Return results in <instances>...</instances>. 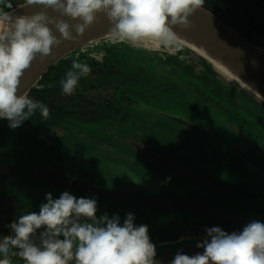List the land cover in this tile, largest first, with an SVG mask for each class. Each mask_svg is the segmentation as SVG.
Segmentation results:
<instances>
[{
    "label": "clouds",
    "instance_id": "9594fccd",
    "mask_svg": "<svg viewBox=\"0 0 264 264\" xmlns=\"http://www.w3.org/2000/svg\"><path fill=\"white\" fill-rule=\"evenodd\" d=\"M41 5L31 15H5L9 25L0 30V118L17 128L38 110L47 119L50 109L27 93L18 94L24 71L39 54H51L64 41L77 40L105 13L111 22V43L146 46L158 40L167 46L173 26L189 27V17L203 7L204 0H25ZM12 8L11 0H0ZM48 9L59 13L51 16ZM2 11V9H0ZM64 17L76 21L70 24ZM55 25L60 35L54 34ZM75 29L76 35L72 29ZM61 82L62 94L73 95L81 77L92 69L79 58ZM170 179V178H169ZM38 212L20 215L9 227L13 234L0 239V264H12L18 256L24 264H159L156 245L147 225L136 226L128 213L123 225L118 214L97 217V201L77 198L64 191L58 199L46 196ZM39 232V243L33 237ZM207 237L197 243L202 253H177L171 264H264V222L252 221L241 232L229 234L220 227L206 228ZM63 236V239L60 237Z\"/></svg>",
    "mask_w": 264,
    "mask_h": 264
},
{
    "label": "flooded vegetation",
    "instance_id": "af4514ba",
    "mask_svg": "<svg viewBox=\"0 0 264 264\" xmlns=\"http://www.w3.org/2000/svg\"><path fill=\"white\" fill-rule=\"evenodd\" d=\"M23 1L25 0H11V3H18ZM0 6H3V4H1ZM221 19L225 21L223 18ZM225 22L229 26L233 27L242 36H244V38H246L248 41L253 43L245 32H241L236 26L231 25L227 21ZM257 36L260 35L258 34ZM260 37H262V42L261 43L259 42L257 46H261L264 48V33L261 34ZM185 45L186 46L177 48L173 52H170L168 56H162L160 58H155L154 56H150V55L148 56V53L146 51L142 49L143 50L142 52L141 48L136 47L137 49H139L137 50L138 55L140 53H143L144 54L143 56H145V58L147 59L150 60L153 59L152 61L154 62L156 61L162 62L161 64L164 66L163 70H169L171 73L173 72L172 74H175L177 78L176 77L173 78L171 74L168 73L155 72L150 67H145L141 65V63L143 62H138L137 59L130 60L129 56H133V53L136 54L135 52L132 53V52L124 51L125 49L112 48L111 46L97 47L96 49L93 50L92 54L86 53L88 54L89 57L86 56V54L85 55L83 54V55H78L76 58L72 57L71 59L70 58L68 60L66 59L67 61L66 64L61 66L60 69L58 68L59 72H56L58 76L59 74L62 75L63 73L64 78H66V73L70 70H73L72 61L77 58H79V61L81 63H87L92 69V71L89 76L81 77V79L78 82L76 91L73 95L65 96L62 94V91L60 90V94L56 96L57 99L56 102H54V104L50 105L48 102L43 101V104L50 109V115L47 117V119L42 117L43 122L47 126H49L52 124L54 125L55 123H59L62 120L73 121L74 119L75 120L73 122L77 124H82L83 123L81 121L82 119L88 120L87 122H90L91 120L93 121L95 120L98 122L107 121L110 123H113L114 120L123 121L124 117L126 116L132 117L131 114L136 111L132 109V106L134 105L132 104V102L128 103L130 107H125L127 101V99L125 98V94H132L137 96V94H139L141 90H135L132 88V86L138 85L137 83L138 81H140L139 84L145 82L146 86H152V87L155 86L156 88H162V87L165 88L164 85H169L171 87L169 94L171 96H177L178 101L181 100L182 102H184V99L187 100L190 99L192 101H196L200 108L202 105L205 106L206 109H202V108L201 109L203 111H206L205 113H207V116L205 117V119H207L208 121L210 120V117L217 116L216 115L217 110L219 111L218 113H221L225 118L230 119L232 121L231 133L232 135H234V137L236 138L237 136L239 137L237 138V140L240 144L247 145V141L244 137L238 134L237 129L239 130L247 129L249 131L248 132L249 136L255 142V144H257L255 146L251 145L250 147L251 153L248 155L249 158L242 156L239 150H235V145H233L234 148H232V145L230 146L229 143H226L228 145L227 146L223 145V147L220 145L215 146L214 142L211 141V138L213 137L212 129H211L212 123H205L203 128H199V130L203 131L206 141L200 143V145H194L192 148L193 150L195 149V147L198 148L196 152H199V154L202 153L206 157L213 160V162H215L213 163L215 164V166H220L221 163H232L234 166L240 169L239 171L240 174L238 172L234 173L235 178L228 177L224 174L220 175L219 171L209 172L208 170H205V172L212 174L214 177H216L213 178V180H211L213 182L210 183L213 187L214 186L223 187L233 191L234 187L232 185L235 184L239 186V188L241 189L240 194L244 195L245 191L252 190L255 193L254 196L256 194H260L257 195L256 197L257 199L261 198L259 200L264 202V187H260L262 189L259 190V188L254 186V183L264 184L263 130L261 129V127H258L256 130L254 125L248 127V125L251 124L249 122L248 117L242 118L241 117L242 114L236 115L232 111V109H230V106L225 105L226 97L227 98L230 97V99L231 98L233 99V97H231L229 94L230 92L222 88L216 82L212 81L209 78V76L202 74L200 72L205 67L200 66L199 63L197 62H192V60H194L193 58L198 52L193 48H191L189 45L187 44ZM155 51L156 53L161 52V48L158 47V49H156ZM130 77H132V79H130ZM126 81H128V83H126ZM101 88H104L105 91H103V93L100 92L98 94ZM119 89H121L122 92H120ZM119 96H120V102L117 103L116 100L119 98ZM119 109L121 111H119ZM233 114L236 116L233 117ZM145 115L146 116H136L137 118L132 117L131 123H135L132 125L134 127H131V129L134 132V136H136L137 134L138 136H140L143 142L142 144L136 142L137 143L136 145L140 146L139 147L140 149H144L150 153L152 151H155L152 153L155 154L154 156H156V158L164 159V154L162 152L163 149H160V147L156 145L155 146L151 145L150 147L147 146V141L150 138L149 135L154 134L158 140L162 139L166 142H169V144L173 146L174 143L173 141H170V138L165 134L166 133L165 129L172 131L173 129L172 125L174 124L178 125V123L176 120L166 119L165 121H163V119H161L160 117H148L149 114H145ZM34 116L35 119L40 118L37 112L34 114ZM253 116L258 118L255 114ZM240 117L242 119H239ZM144 119H147L149 121L150 123L149 126L147 127L142 126V122ZM254 121L256 120L254 119L252 124H255ZM228 122L230 123V121ZM244 122H248L249 124ZM189 125L192 127H197L194 126L193 124H189ZM260 126L264 127V124L260 123ZM154 127L158 128L159 131L154 132L155 130ZM182 127H178L175 129L182 131L179 133H184V132L186 133L185 136V140H187L186 143L194 144V141L192 140V138H194V134L193 136L190 135L191 132L185 131L187 127L185 126ZM15 129L16 131H14ZM21 130L22 128L13 129L7 125H4V123L0 124V148L3 147L5 148L6 146H10V144L14 142L12 141L14 138L9 137L10 133L16 134ZM159 132H162V135L157 134ZM35 133L41 139L40 140L41 142L43 143L48 142L46 141L47 136L43 138V128L38 129L35 132L33 131L31 134L33 135ZM175 141L177 142L176 139ZM3 143H5L4 146ZM3 150L0 152V229L2 230L9 228V225L12 222L17 221L20 215L27 214L31 211L38 212L41 204L47 203V199L43 197L44 194H46L45 196H47L48 193H51L52 196L53 195L59 196L57 195V193L59 192L63 193L64 191L70 192L71 190H73V188L76 185L75 184L73 186L71 184L70 186L72 188L69 189L65 187H56L55 182L52 183L51 186H46L43 184V186L42 185L40 186V191L42 192L40 197L34 196L36 194L29 193L27 189L21 187V182L23 180L16 179V178L19 179L20 173H22V171L19 170L17 167H13L9 163V161H6L1 158V155H5ZM169 156L171 159L170 154ZM242 165H244L243 168H241ZM202 170L204 171L203 168ZM202 170L201 171L197 170V173L201 172L202 174L203 172ZM243 173L246 176V178H243L244 176ZM12 178H15V180H13ZM201 178L202 177H200V179ZM13 182H16L18 184L14 185L12 184ZM205 182L203 183L201 181H196L195 183V185H199V187L203 190L196 189L194 191L187 192V190L185 189V192H180L181 196L174 195V197H170L160 193L159 194L154 193V195L149 196L143 192H137L135 194H132L131 196L126 192L112 191L101 188H93V189H89V191L96 194L100 200L105 196L130 198L134 200V202H136L135 205L137 206V207L135 206L133 207L135 209L133 211V214L135 215L134 224L136 226L147 225V222H150L152 224L154 223L153 220H155L156 218H152L144 211V208H147L153 210V212L154 211L157 212L155 216L158 217L162 222L170 226L175 225L176 229H178L176 233H170L169 231H166V229L163 230L161 229L160 231H158V235H155V238H152L154 241L165 240L168 237H172V234H177L179 235V237H181L180 236L181 232L184 231L185 227L186 228H190L189 226L195 227L197 225L195 223L197 222H204L205 225H207L210 228L216 226L224 230H235V229H243L245 225L248 224L244 221H250V222L255 221L256 217L251 218L248 216L240 215L247 217L248 220L229 219L214 214L202 212L196 209L177 208L167 205L165 206L157 201V200H167L173 203L201 206L216 210L218 212H227L236 215L235 213L229 212V209L227 205H225V200L223 199V197L219 193L216 192L213 193L210 189H208V185H206L207 183ZM77 189L78 191L79 190L81 191L80 194L86 192L81 187H77ZM257 190L260 192L258 193ZM169 192L167 194H170ZM182 196H185L186 198ZM188 197H190L192 200L189 199ZM199 198H202L201 201ZM112 202L113 201L105 204L104 206V208H106L105 213L110 214L112 211H116V210L119 212V209L120 207H122V205L120 203L113 204ZM101 203H106V201L101 200ZM153 206H156V208ZM160 207L163 209H161L162 212L159 214L160 210L158 209H160ZM176 215H178L179 217ZM262 217L261 220H259L261 222L263 221ZM223 219L229 220L233 224H236L234 222H238V221H243V222L241 223V225L237 223L238 227L233 228L231 227L233 224L229 223L226 225L223 222ZM257 219H259V217H257ZM148 229H149V234L155 233V231H153L151 228L148 227ZM194 232L195 231H193V233ZM203 234H207L206 230L204 231Z\"/></svg>",
    "mask_w": 264,
    "mask_h": 264
},
{
    "label": "rangeland",
    "instance_id": "374dc122",
    "mask_svg": "<svg viewBox=\"0 0 264 264\" xmlns=\"http://www.w3.org/2000/svg\"><path fill=\"white\" fill-rule=\"evenodd\" d=\"M156 41L150 40L147 43L148 47H157ZM102 43L104 42H100L97 46L93 47L91 45L88 53L92 54L93 50L97 47H105L106 45H102ZM110 46L112 48L125 49L124 51L132 53L135 52L136 54L133 53V56H129L130 60L137 59L138 62H143L141 65L150 67L155 72L168 73L173 78L176 77L175 74H172L173 72L163 70L164 66L161 64L162 62L156 60L154 62L152 61L153 59H147L143 56V53L138 55L137 50L139 49L137 48H141L142 50V47L113 45L112 43ZM183 46L186 45L178 41H171L167 46L160 43L161 52L150 55L155 58H159L160 55L168 56L170 52ZM139 82H137L138 85L132 86L135 90H141L137 96L125 94V98L128 101H126L125 107H130L128 103L132 102L134 104L132 109L136 110L133 113L131 112L132 117L137 118L136 116H146L145 114H149L148 117H160L163 121L166 119L176 120L178 123V125H172V131L165 129L166 133L163 132L170 138V141H173V146L162 139H160L161 141L158 140L154 134V136L149 135L150 138L147 141V146L156 145L160 149H163L164 159L156 158L155 154L152 153L155 151L150 153L144 149H140V146L136 145V142L140 144L143 142L140 136L137 134L134 136L131 127H134L132 125L135 123H131L132 117L126 116L123 121L114 120L113 123L95 120L87 122L88 120L82 119L83 123L77 124L73 122L75 119L73 121L62 120L59 123L47 126L43 122V118L35 119L33 115L28 120H25L21 126L17 127L18 129L22 128L20 132L16 133L17 135L10 133L9 137L14 138L12 140L14 142L10 146L0 148V152L4 149L5 153V155H1V158L9 161L13 167H17L22 171L19 179L16 178L17 180L24 181L21 182V187L27 189L29 193L36 194L34 196L40 197L42 194L40 186H43V184L51 186L55 182L56 187L69 189L72 188L71 184L73 186L76 184L73 190L70 191L71 194L78 199L81 197L95 199L98 207V218L105 214V204L111 201H113V204L120 203L122 207H120L119 212L117 210L112 211L108 215L112 217L118 214L120 223L123 225L127 214L133 213L135 210L133 207H137L135 205L136 202L130 198L105 196L101 200L106 201V203H101L99 197L90 192L89 189L101 188L121 191L131 196L137 192H143L149 196L154 195V193H160L174 197V195L181 196L180 192H185V189L187 192L196 189L203 190L199 185H195L199 177L198 175H201V172L197 173V170L201 171L202 168L204 171H219L220 175L224 174L235 178L234 172L228 169V167L231 168L230 165L221 163L220 166H215L213 160L202 153L196 152L198 148L195 147L194 150L192 148L197 143L200 144L206 141L203 131L198 129L203 128L204 123H212L211 129L219 135L221 145H226L225 141L228 140L231 132L229 131L230 133L228 134L225 133V130H219L218 124L213 117H210L209 121L205 119L207 113L202 110L206 109L205 106L202 105L201 109L196 101L184 99V103L181 100L178 101L177 96H171L169 94L171 90L169 85H164L165 88H156L155 86H146L145 82L140 84ZM103 91L105 89L101 88L98 94L100 92L103 93ZM119 91L122 92L121 89ZM116 102H120V96ZM119 111L121 110L119 109ZM189 124H193L198 128H193ZM4 125L9 126V121L6 120ZM149 125V121L144 119L142 126L147 127ZM182 126L189 129L185 131L191 132L190 135L193 136L194 134V144L186 143V133H179L182 131L175 129ZM41 128H43V138L47 136L46 141L48 142L43 143L36 133L31 134L33 131L35 132ZM154 128V132L159 131L158 128ZM157 134L162 135V132ZM4 145L5 143H3ZM169 154L171 155V159ZM195 176L196 179L194 178ZM12 179L15 180V178ZM12 184L17 185L18 183L13 182ZM77 187L83 188L86 192L83 191L84 193L80 194L81 191H78ZM168 192L171 195L167 194ZM61 194L59 192L57 193L59 196L53 195L54 199H58ZM45 195L43 197L46 199ZM188 198L191 199L190 197ZM144 211L152 218H156L153 220V224L147 222L148 227L155 231V233L149 234L152 242H154L152 238H155V235H158V231L161 229H166L170 233L178 231L175 225H167L156 217L155 214L157 212L154 211V213L153 210L147 208H144ZM195 224H197L195 227H185L180 236L203 235L206 228H210L204 222H197ZM193 231L195 232L193 233ZM60 238L63 239V236Z\"/></svg>",
    "mask_w": 264,
    "mask_h": 264
},
{
    "label": "water",
    "instance_id": "95a60500",
    "mask_svg": "<svg viewBox=\"0 0 264 264\" xmlns=\"http://www.w3.org/2000/svg\"><path fill=\"white\" fill-rule=\"evenodd\" d=\"M12 5L11 9L0 6V9H2V11H0V18L4 17L6 14L16 13L18 16L26 14L31 15L43 10V6L26 5L25 1L12 3ZM47 11L51 16L60 15L51 9ZM64 19L68 20L70 24L76 23V21H72L68 17H64ZM189 19L191 20V25L189 27L176 25L173 26V32L186 36L195 42V44L203 46L211 57L220 60L231 72L218 68L206 55L199 52L197 53L208 59L222 78H226L227 80L234 79L243 87L251 90L254 94V99L257 101L256 103L264 109V48L248 41L218 15L205 7L198 9ZM50 27H52L54 34L57 36L60 35L55 25H50ZM111 27L112 25L107 15L102 12L98 13L97 20L82 36H79L77 40L64 41L59 47L54 46L51 54L43 59L37 54L30 67L24 71L21 77L18 86V94L27 93L29 95V93L39 85V82L43 79L45 74L59 61L73 54L88 53L91 45L92 47L97 46L100 42H104L102 45L110 46L111 42L108 41L111 39ZM72 31L73 34L76 35L74 28ZM117 44L131 46L127 42ZM156 45L157 47L155 46L154 48L148 47L147 44L146 46L140 47L146 49L147 52L152 55L156 53L155 50L160 47V42L158 40L156 41ZM6 120L7 119L0 118V124L4 123ZM157 201L165 206L196 209L229 219L248 220L247 217L238 214L234 215L227 212H218L201 206L173 203L167 200ZM242 230L243 229L228 230L226 232L231 234L233 232H241ZM206 238H208L207 234H203L153 242L157 249L156 259L159 261V264H171V261L177 253L190 256L202 253L204 249L197 247V243L202 242Z\"/></svg>",
    "mask_w": 264,
    "mask_h": 264
},
{
    "label": "trees",
    "instance_id": "16d2710c",
    "mask_svg": "<svg viewBox=\"0 0 264 264\" xmlns=\"http://www.w3.org/2000/svg\"><path fill=\"white\" fill-rule=\"evenodd\" d=\"M203 7L209 9L210 11H212L213 13H215L216 15H218L219 17L223 18L225 21L230 23L231 25L236 26L241 32H245L254 44L257 45L259 42L260 43L262 42V37L260 36L261 34L264 33V0H204ZM258 34L260 36H257ZM106 46H109V45H106ZM142 49L147 52L146 49L144 48ZM83 54L85 55L86 53L73 54L59 61L57 64H55L45 74L43 79H41V81L39 82V85H37V87H35L29 93L28 96L34 100L41 101L42 103L43 101H46L50 105L54 104V102H56V99H57L56 96L60 94V90L62 91L61 82L63 81V79H65L63 76V73L62 75L59 74L58 76L56 72H59L58 70L60 69V67L66 64L67 62L66 59L68 60L69 58L71 59L72 57L76 58L78 55H83ZM149 55L150 54L148 53V56ZM86 56H88V54H86ZM160 57H162V55H160ZM193 59L194 60H192V62H197L199 63L200 66L205 67L200 71L202 74L209 76V78L212 81L216 82L222 88L230 92L229 94L231 97H233V99L232 98L230 99V97L229 98L226 97L225 105L230 106V109H232V111L236 115L242 114L241 116L242 118L248 117L249 122L251 124H249L248 122H244V123H248L249 124L248 127L251 125H254L256 130L258 127H261V129L263 130V134H264V127L260 126V123L264 124V109L256 103L257 101L254 99L253 92H251V90H249L248 88L240 85L239 82H237L234 79L227 80L226 78H222L218 74L217 70L213 67V65L206 58L196 54ZM221 105H224V104H221ZM36 112L39 114L41 118L43 117L38 110ZM218 112L219 111L217 110V114H216L217 116H213L214 120H216L215 122L218 124V129L225 130L226 131L225 133L229 134L231 132L232 121L230 119L225 118L221 113H218ZM254 114L258 118L254 117L253 116ZM236 115L233 114V117H235ZM241 117L239 119H242ZM254 119L256 120L254 121L255 124H252ZM228 121H230V123ZM237 132L239 135H241L242 137L246 139L247 145L240 144L237 140V138L239 137L238 136L237 138L234 137L232 133L229 135V138L228 140L225 141V143H229L230 146L232 145V148H234L233 145H235V150H239L242 156L249 158L248 155L251 153V150H250L251 145L255 146L257 144H255V142L251 139V137L248 134L249 131L247 129L245 130L237 129ZM212 134H213V137L211 138V140H214L213 142L215 146L220 145L223 147V145H221V143L219 142L220 140L219 135L217 133H214L213 129H212ZM192 140L195 141L194 138H192ZM197 145H200V144L197 143ZM227 164L231 166V168L228 167V169L232 170L234 173L235 172L239 173L240 169H238V167L234 166L232 163H227ZM243 167L244 165L241 166V168ZM200 177L202 178L200 179ZM194 178L196 179V176ZM213 178H216V177H214L212 174H209L203 171L201 176L198 177L197 181H201L203 183L206 181L205 183H207L206 185H208V189H210L213 193L214 192L219 193L225 200V205H227L229 212H232L238 215L248 216L251 218L256 217V219L257 217H259V219L257 220L255 219V221L261 220V217L263 216L262 222H264V215H263L264 214V202L259 200L261 198L257 199L256 197L257 195H260V194H256L254 196L255 193L252 190L245 191L244 195L240 194L241 189L239 188V186L235 184L232 185L234 187L233 191L227 188H223V187H217V186L213 187L210 184L211 182H213L211 181L213 180ZM243 178H246V176L244 175ZM254 186L259 188L260 190L262 189L260 187H264V184L254 183ZM257 192L259 193L260 191L257 190ZM202 198H199L200 201ZM153 207L156 208V206H153ZM161 209L163 208L160 207V209H158L160 210L159 214L162 212ZM223 222L226 225L229 223L233 224L229 220L223 219ZM242 222L243 221L234 222L236 224H233L231 227L233 228L238 227L237 225L238 224L241 225ZM244 222L249 223L250 221H244ZM235 230H239V229H235ZM40 231H43V229L38 230L37 236L33 237L34 241L37 243H39L38 236H39ZM224 231H228V230H224ZM12 234L13 232L10 227L4 230L0 229V239H2L3 236L12 235ZM177 238H179V235L172 234V237H168L167 240H172V239H177ZM154 242H158V241H154ZM0 258H3V257L0 256ZM12 264H24V261L18 256H15V257H12Z\"/></svg>",
    "mask_w": 264,
    "mask_h": 264
},
{
    "label": "bare ground",
    "instance_id": "6f19581e",
    "mask_svg": "<svg viewBox=\"0 0 264 264\" xmlns=\"http://www.w3.org/2000/svg\"><path fill=\"white\" fill-rule=\"evenodd\" d=\"M12 15L13 17L18 16L16 13L9 14ZM9 25V21L5 20L4 17L0 18V30H3L4 27ZM173 41H180L184 44L189 45L191 48L196 50L197 52L206 55L218 68L222 70H226L228 72H231L227 66H225L220 60H218L215 57H211L208 52L203 48L201 45L195 44L191 39L187 38L186 36H183L177 32H173ZM171 40V41H172Z\"/></svg>",
    "mask_w": 264,
    "mask_h": 264
}]
</instances>
